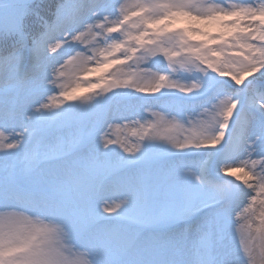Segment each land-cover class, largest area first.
I'll use <instances>...</instances> for the list:
<instances>
[{
    "label": "snow or ice",
    "instance_id": "1",
    "mask_svg": "<svg viewBox=\"0 0 264 264\" xmlns=\"http://www.w3.org/2000/svg\"><path fill=\"white\" fill-rule=\"evenodd\" d=\"M0 264H264V0H0Z\"/></svg>",
    "mask_w": 264,
    "mask_h": 264
},
{
    "label": "rangeland",
    "instance_id": "2",
    "mask_svg": "<svg viewBox=\"0 0 264 264\" xmlns=\"http://www.w3.org/2000/svg\"><path fill=\"white\" fill-rule=\"evenodd\" d=\"M122 135L130 136L131 135V130H125Z\"/></svg>",
    "mask_w": 264,
    "mask_h": 264
}]
</instances>
